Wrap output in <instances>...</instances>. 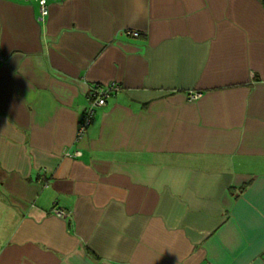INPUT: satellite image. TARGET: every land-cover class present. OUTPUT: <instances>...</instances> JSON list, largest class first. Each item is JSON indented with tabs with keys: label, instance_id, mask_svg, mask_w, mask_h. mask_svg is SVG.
I'll use <instances>...</instances> for the list:
<instances>
[{
	"label": "crops",
	"instance_id": "0c3cea01",
	"mask_svg": "<svg viewBox=\"0 0 264 264\" xmlns=\"http://www.w3.org/2000/svg\"><path fill=\"white\" fill-rule=\"evenodd\" d=\"M0 51V264H264V0H0Z\"/></svg>",
	"mask_w": 264,
	"mask_h": 264
},
{
	"label": "built area",
	"instance_id": "2783aa9c",
	"mask_svg": "<svg viewBox=\"0 0 264 264\" xmlns=\"http://www.w3.org/2000/svg\"><path fill=\"white\" fill-rule=\"evenodd\" d=\"M39 6V19L44 20L50 14V2L52 0H36ZM132 35L138 36L139 32L136 30L131 31ZM7 57L0 51V62H6ZM121 90V86L118 83L110 84H97L91 88L88 92V105L83 113L81 121L77 129V138L79 141L85 134L88 132V128L93 122L97 109L105 107L108 104V99L114 94ZM201 96L200 91H196L190 94V99L195 100ZM52 213L63 217L68 218L70 212L63 210L59 207H53Z\"/></svg>",
	"mask_w": 264,
	"mask_h": 264
}]
</instances>
